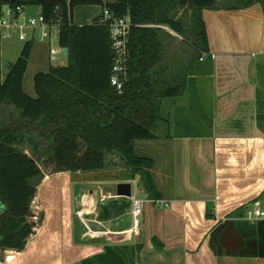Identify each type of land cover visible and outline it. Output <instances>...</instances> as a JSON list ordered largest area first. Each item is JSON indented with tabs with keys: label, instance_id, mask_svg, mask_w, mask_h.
Returning a JSON list of instances; mask_svg holds the SVG:
<instances>
[{
	"label": "crops",
	"instance_id": "crops-1",
	"mask_svg": "<svg viewBox=\"0 0 264 264\" xmlns=\"http://www.w3.org/2000/svg\"><path fill=\"white\" fill-rule=\"evenodd\" d=\"M248 1L202 10L208 51L198 55L192 46L196 53L186 70L172 79L184 80L183 92L156 99L155 137L134 142L137 154L153 159L154 198L169 206L147 203L138 230L121 233L131 227H119L131 213L128 197L117 196L115 186L112 199L102 202H110L107 218L99 217L102 206L94 213L86 207L76 214L45 212L24 250H5L0 264H264V218L245 216L247 208L264 205V3ZM158 27L165 88L174 85L165 77V57L182 35ZM29 40L23 84L27 77L25 91L34 95L33 76L47 71L51 60L47 53L50 62L40 61L47 48L34 30ZM116 159L115 168L128 175L116 174L114 183L136 182ZM138 184L137 194L153 198ZM123 199L127 207L118 206Z\"/></svg>",
	"mask_w": 264,
	"mask_h": 264
},
{
	"label": "trees",
	"instance_id": "trees-1",
	"mask_svg": "<svg viewBox=\"0 0 264 264\" xmlns=\"http://www.w3.org/2000/svg\"><path fill=\"white\" fill-rule=\"evenodd\" d=\"M216 1L0 0V15L5 7L37 5L45 21L57 27L58 43L67 48L68 60L36 72L34 95H29L23 78L32 41L25 42L4 77L0 52V261L5 250L23 251L44 219L43 208L33 210L44 175L36 159L18 147L25 141L36 150L47 146L56 172L102 170L114 156L131 177L140 178L149 197H158L151 175L153 159L137 154L134 142L155 137L156 99L176 97L185 88L184 80L161 88L163 44L158 25L183 35L178 10L190 8L196 52H207L202 10L219 8ZM87 6L101 9L90 20L75 21L74 10ZM103 9L132 21L122 93L110 83L113 52L108 27L99 23ZM109 203L102 206L100 218L108 217Z\"/></svg>",
	"mask_w": 264,
	"mask_h": 264
},
{
	"label": "rangeland",
	"instance_id": "rangeland-1",
	"mask_svg": "<svg viewBox=\"0 0 264 264\" xmlns=\"http://www.w3.org/2000/svg\"><path fill=\"white\" fill-rule=\"evenodd\" d=\"M245 0H217V6H230L237 4L236 2H243ZM264 3V0H261ZM101 7L99 6H87L81 7L74 10L75 21H87L90 18L100 12ZM28 15L37 16L40 12V8L37 5H28L25 8ZM178 17L184 22L185 33L177 37L179 41L175 47L168 49V53L165 57V65L167 66V72H165V77L170 82V84L176 83L178 78L186 67L188 66V61L192 55H195V49L192 47L194 45V32H193V21L191 16L190 8H180L178 10ZM35 39L39 41L41 34V27L37 26L34 29ZM49 35L43 39V46L47 48V52L44 49L40 53V61L46 62L48 49L50 47L59 49L58 43V30L56 26L51 28H45ZM27 37L21 40L17 36V31L14 30V34L10 38L0 39V52H1V72L2 77H4L7 72V65L9 62H14L20 55L23 45L30 38L31 29L26 30ZM173 45V44H172ZM48 62H50L48 60ZM68 62L67 57L57 53L56 58L50 63L53 66L63 65ZM30 68L28 69V73ZM29 76V75H27ZM169 76L171 78H169ZM178 80V79H177ZM27 77L25 78V83L23 84L24 90H29L27 88ZM19 148L23 149L27 154L34 157L43 171V178L37 189V195L34 199L33 210L38 211L40 208L44 209V212H83L85 208L86 212L94 213L98 212L102 206V202L112 199L111 195L115 194V175L119 177L127 176V172L115 168V162L112 161L110 165L102 170L98 171H78L75 173L69 172H56L54 165L48 160L50 150L47 146L41 145L37 150L34 148L33 144L28 141L20 144ZM115 159L114 156H112ZM119 164L122 163L119 159ZM118 164V163H117ZM112 166V167H111ZM126 169V168H123ZM127 170V169H126ZM125 173V174H123ZM140 178L136 176V182H132V194L138 198L145 196V193L137 194L136 189L139 186ZM111 194V195H110ZM103 195V196H102ZM92 197L95 200V204L89 205ZM84 200L87 201V205H84ZM124 201V199H123ZM120 207H127L121 203L118 205ZM251 207V206H250ZM261 207H264L262 205ZM142 217L140 214L139 218ZM77 220V221H76ZM81 222L78 216L75 215V224L78 225ZM89 225L94 229L97 226L96 222L90 221ZM96 223V224H94ZM132 225L131 219L122 221L119 227H128ZM85 229V228H84ZM4 256V255H3ZM2 256V259L4 257ZM1 259V260H2Z\"/></svg>",
	"mask_w": 264,
	"mask_h": 264
},
{
	"label": "built area",
	"instance_id": "built-area-1",
	"mask_svg": "<svg viewBox=\"0 0 264 264\" xmlns=\"http://www.w3.org/2000/svg\"><path fill=\"white\" fill-rule=\"evenodd\" d=\"M99 23L108 27L110 44L113 52V64L111 68L110 83L113 85L118 93L123 92L124 80L127 75L125 61L127 58V41L131 30L132 21L129 16L113 17L108 10L103 9L99 16ZM41 27L40 40L43 41L49 33L45 28L52 26L45 21L42 14L37 16L28 15L25 7H5L0 15V39L10 38L17 31L19 39L24 40L27 37L26 30L35 27ZM62 54V47L59 49L50 47L48 49L49 59L52 61L56 58V54ZM63 55V54H62ZM130 213L132 217V225L126 230L119 231L121 233L134 232L139 228L140 219L144 206L147 203L157 205L159 207H168L169 201L159 198H138L134 195L128 197ZM247 219L253 221L259 218H264V207L254 206L247 208L245 211Z\"/></svg>",
	"mask_w": 264,
	"mask_h": 264
},
{
	"label": "water",
	"instance_id": "water-1",
	"mask_svg": "<svg viewBox=\"0 0 264 264\" xmlns=\"http://www.w3.org/2000/svg\"><path fill=\"white\" fill-rule=\"evenodd\" d=\"M62 54L63 55L67 54V48L66 47L62 48ZM12 64H13L12 62H9L7 67L10 68L12 66ZM116 195L120 196V197H130L131 196V184L129 182H119L116 185ZM134 248L135 247L133 246V249ZM134 258H135V256H134ZM123 261L121 259H117L115 264H126ZM134 263H135V259H134Z\"/></svg>",
	"mask_w": 264,
	"mask_h": 264
}]
</instances>
